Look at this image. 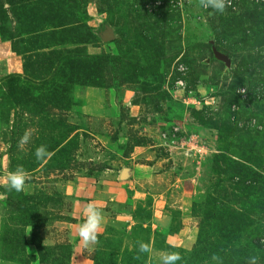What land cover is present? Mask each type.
Here are the masks:
<instances>
[{
	"label": "rangeland",
	"instance_id": "rangeland-1",
	"mask_svg": "<svg viewBox=\"0 0 264 264\" xmlns=\"http://www.w3.org/2000/svg\"><path fill=\"white\" fill-rule=\"evenodd\" d=\"M262 4L0 0V264H264Z\"/></svg>",
	"mask_w": 264,
	"mask_h": 264
},
{
	"label": "clouds",
	"instance_id": "clouds-1",
	"mask_svg": "<svg viewBox=\"0 0 264 264\" xmlns=\"http://www.w3.org/2000/svg\"><path fill=\"white\" fill-rule=\"evenodd\" d=\"M202 5L214 8L217 12H224L226 6H228V0H201ZM29 140V134H25L22 138V143H27ZM50 153L47 152L43 146L36 150L37 159H44L50 157ZM26 176L23 170L18 169L16 172L11 173L7 178L9 190H15L17 193L21 192L25 188ZM87 219L79 228V236L85 242V244L95 243L98 238V231L101 227L103 216L101 212L92 204L86 209ZM141 252L150 251L149 246L142 244L140 246ZM181 257L178 254H171L164 258L163 264H176ZM255 264V261H253Z\"/></svg>",
	"mask_w": 264,
	"mask_h": 264
},
{
	"label": "trees",
	"instance_id": "trees-1",
	"mask_svg": "<svg viewBox=\"0 0 264 264\" xmlns=\"http://www.w3.org/2000/svg\"><path fill=\"white\" fill-rule=\"evenodd\" d=\"M262 7L264 8V4H262ZM240 17L241 19L238 16H230V19L225 21L221 18V16L218 18V22L223 23L219 30L222 28L221 30L223 32H221V30L220 32L224 34V37H234L235 31L233 30H238L241 32V40H245V45H247L246 40L250 39L252 44H255V46H264V12L261 13L256 10L247 11L241 14ZM262 62H264V60L261 58V56H258L254 59L251 57L248 61V63H250L249 66H258ZM261 87H264V82ZM261 87L259 86L257 90L260 91ZM254 89L255 88H253L252 91H254ZM253 96H255L254 93ZM230 215L237 216L235 213H230Z\"/></svg>",
	"mask_w": 264,
	"mask_h": 264
},
{
	"label": "water",
	"instance_id": "water-1",
	"mask_svg": "<svg viewBox=\"0 0 264 264\" xmlns=\"http://www.w3.org/2000/svg\"><path fill=\"white\" fill-rule=\"evenodd\" d=\"M220 59L227 65L230 66V61L227 57L225 56H220Z\"/></svg>",
	"mask_w": 264,
	"mask_h": 264
}]
</instances>
